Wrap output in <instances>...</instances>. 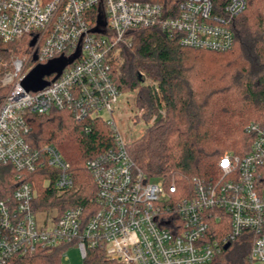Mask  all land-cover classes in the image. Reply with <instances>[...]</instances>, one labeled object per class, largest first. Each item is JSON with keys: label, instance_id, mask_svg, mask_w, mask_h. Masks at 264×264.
Listing matches in <instances>:
<instances>
[{"label": "built area", "instance_id": "built-area-1", "mask_svg": "<svg viewBox=\"0 0 264 264\" xmlns=\"http://www.w3.org/2000/svg\"><path fill=\"white\" fill-rule=\"evenodd\" d=\"M245 8V0H232L222 16L213 0H0V39L26 41L29 51L1 80L8 91L0 105V166L11 167L19 184L12 194L0 193V264L61 247L63 262L72 248L82 264L96 249L121 264H210L246 232L254 234L251 264H264L263 127L246 128L253 135L249 153H225L218 177L194 178L187 188L149 179L115 118L123 93L113 58L121 45L131 46L129 31L158 26L184 47L224 52L235 44L229 23ZM74 57L60 76L44 78L43 89L23 86L32 68ZM152 87L159 95L158 83ZM53 111L102 121L112 131L114 145L86 163L96 185L92 210L39 209L35 174L42 189L60 195L75 186L72 165L55 146L29 142L28 116ZM222 222L231 229L218 239L214 224Z\"/></svg>", "mask_w": 264, "mask_h": 264}, {"label": "trees", "instance_id": "trees-1", "mask_svg": "<svg viewBox=\"0 0 264 264\" xmlns=\"http://www.w3.org/2000/svg\"><path fill=\"white\" fill-rule=\"evenodd\" d=\"M152 1V0H141ZM232 0H213L214 13L225 16ZM246 8L229 23L235 44L231 50L214 52L187 48L178 35L160 27L128 32L131 46L121 45L113 58V76L119 90L137 91L136 106L148 124L140 139L129 144L136 166L149 179H174L190 188L194 178L220 175L219 161L227 152L249 153L253 135L246 128H264V0H245ZM26 42L0 39V79L8 71L11 56H23ZM10 64V62H9ZM146 80L158 83L162 100ZM7 92L0 85V105ZM165 104L166 114L160 109ZM33 146L53 145L71 163L74 189L59 194L42 189L39 173L35 182L41 194L40 210L58 207L61 212L82 206L92 210L96 185L86 163L114 145L112 131L102 121L79 122L66 111L28 116ZM90 127L91 131L86 132ZM258 184L264 188V167ZM11 167L0 166V193L12 194L19 181ZM217 238L230 232V222L214 224ZM254 234L246 232L210 264H251ZM66 249L38 250L33 256L14 258L11 264H64ZM87 264H121L101 249L89 250Z\"/></svg>", "mask_w": 264, "mask_h": 264}, {"label": "rangeland", "instance_id": "rangeland-1", "mask_svg": "<svg viewBox=\"0 0 264 264\" xmlns=\"http://www.w3.org/2000/svg\"><path fill=\"white\" fill-rule=\"evenodd\" d=\"M26 42V41H25ZM27 45V43H26ZM27 53L28 48H27ZM26 53V54H27ZM26 54L23 56H11L10 58V64L9 62L6 63V68L11 71L12 69V61L14 59H25ZM44 68L46 65H42ZM38 67V66H37ZM37 67L32 68L31 72L32 73ZM3 78V77H2ZM0 79V85L2 86L1 80ZM154 82L151 80H146L145 85H149L152 87V84ZM156 83V82H155ZM6 92L8 91V88L3 87ZM153 88V87H152ZM136 96H137V91L134 92H123V96L121 98V103L119 105V108L117 109V112L115 114V118L117 120V125L121 132L123 133V136L127 139L129 144H132L133 142L137 141L142 137V135L145 133V131L148 129L150 125H152L155 121L156 117H153L150 122L147 124L145 120L142 118V113L138 110L136 106ZM161 100H162V95L161 91L159 94ZM162 114H166V109H165V104L164 102L162 103V108L160 109ZM68 259L65 260L64 264H82V258H81V253L77 249H69L68 250Z\"/></svg>", "mask_w": 264, "mask_h": 264}, {"label": "water", "instance_id": "water-1", "mask_svg": "<svg viewBox=\"0 0 264 264\" xmlns=\"http://www.w3.org/2000/svg\"><path fill=\"white\" fill-rule=\"evenodd\" d=\"M96 31V29L94 30ZM34 43H32L33 45ZM76 57L70 60H57L51 62L50 64L44 66H38L32 73H30L23 82V86L27 91H38L43 89L48 85V83L44 80L45 77L51 76L54 73H57L58 76L61 75L64 68L72 63ZM230 244L224 247V250H228L230 248Z\"/></svg>", "mask_w": 264, "mask_h": 264}]
</instances>
